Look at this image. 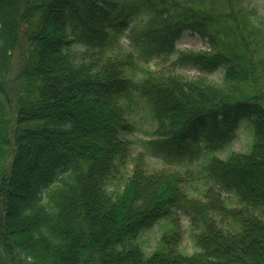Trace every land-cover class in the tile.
<instances>
[{
	"label": "trees",
	"instance_id": "trees-1",
	"mask_svg": "<svg viewBox=\"0 0 264 264\" xmlns=\"http://www.w3.org/2000/svg\"><path fill=\"white\" fill-rule=\"evenodd\" d=\"M248 4L0 0V264H264V39ZM185 30L208 48L177 49ZM187 65L200 74L174 70ZM132 102L153 135L137 153ZM241 120L249 149L210 155Z\"/></svg>",
	"mask_w": 264,
	"mask_h": 264
},
{
	"label": "rangeland",
	"instance_id": "rangeland-1",
	"mask_svg": "<svg viewBox=\"0 0 264 264\" xmlns=\"http://www.w3.org/2000/svg\"><path fill=\"white\" fill-rule=\"evenodd\" d=\"M249 1V8L252 9L253 18L257 23H260L262 26L261 29V37L264 39V0H248ZM122 41L125 43L127 40L125 38L122 39ZM176 47L177 49H190L193 51L197 50H206L208 48V44L200 37L198 34L193 33L189 30L184 31L180 38L176 41ZM175 55L172 56L174 58ZM144 66L149 67L151 70H156L158 66L156 65V59L150 60L147 64H144ZM177 72H180L186 76H195L200 74V72L190 66H183L181 68H175L174 69ZM221 73L222 70L218 69L215 72H212L210 74H207V77L211 80H214L215 82H220L221 80ZM134 101H137L135 98ZM123 102H127V100H123ZM131 110L129 111V114H131L132 118L135 120V130L129 135L130 138H132L134 142V148L133 151L137 153V151L140 150L139 145L147 140L153 137L151 134V126L150 121L148 117V112L145 110V108L141 105H138V102H132L130 103ZM243 121V122H242ZM253 139L252 136V129L247 121L241 120V123L239 125V128L237 130L236 137L228 144L223 150L217 151L214 153H209L210 155H217L221 158L228 157L233 152H245L249 149L251 141ZM209 157V156H208ZM145 162V160H143ZM146 162L147 164L155 165L156 167L161 166V161L154 158L147 156ZM16 192H20V189L17 187L14 189ZM227 193H224V195ZM231 195V194H229ZM178 221L177 225L181 231V240L179 247L182 251L191 253L196 248L193 245V242L191 240L190 236V228H189V220L186 215H184L181 211L178 215ZM171 223L168 221V219H161L156 224H154L150 229H147L141 233L139 236V242L143 246L146 252H150L154 249L156 246V242L161 235V233L165 230H167L170 227Z\"/></svg>",
	"mask_w": 264,
	"mask_h": 264
},
{
	"label": "bare ground",
	"instance_id": "bare-ground-1",
	"mask_svg": "<svg viewBox=\"0 0 264 264\" xmlns=\"http://www.w3.org/2000/svg\"><path fill=\"white\" fill-rule=\"evenodd\" d=\"M10 192L14 193V191H13V190H11Z\"/></svg>",
	"mask_w": 264,
	"mask_h": 264
}]
</instances>
